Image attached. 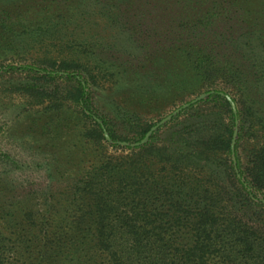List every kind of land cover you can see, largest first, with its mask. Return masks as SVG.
<instances>
[{"label": "trees", "instance_id": "trees-1", "mask_svg": "<svg viewBox=\"0 0 264 264\" xmlns=\"http://www.w3.org/2000/svg\"><path fill=\"white\" fill-rule=\"evenodd\" d=\"M120 1L131 10L133 0ZM47 2L2 9L1 29L14 34V44L31 47L30 53L38 48L53 54L60 42L68 56H45L43 63L37 57L25 65L28 73L19 82L0 91L16 94L21 111L46 102L76 105L90 124L86 138L121 151L66 186L71 221L65 226L55 218L52 187L27 190V181L0 165V264H20L35 250L38 264L45 257L67 264H264V146L250 150L243 167L238 162L237 175L234 124L208 109L173 116L147 139L153 123L127 119L128 133L114 129L109 115L93 113L77 78L86 73L97 81L79 58L87 53L94 15L85 4L66 15L65 1ZM5 103L0 108L18 107ZM120 116L123 122L130 118Z\"/></svg>", "mask_w": 264, "mask_h": 264}, {"label": "rangeland", "instance_id": "rangeland-1", "mask_svg": "<svg viewBox=\"0 0 264 264\" xmlns=\"http://www.w3.org/2000/svg\"><path fill=\"white\" fill-rule=\"evenodd\" d=\"M41 1L0 0V89L19 82L28 73L25 65L37 57L43 63L45 56H68L60 42L56 43L62 47L52 48L53 54L37 47L30 53L31 47L14 44V34L1 29L2 9L13 12ZM58 1H65L66 15L80 4L94 15L87 53L79 58L89 63L97 81L86 73L77 75L92 99L93 113L109 115L111 126L123 133L131 126L127 119L153 123L145 139L171 117L189 110L218 113L224 123L234 124L231 158L237 175H242L238 162L243 167L247 153L264 146V0H133L128 12L127 2L118 0ZM6 37L12 46L4 44L9 42ZM3 92L0 104L7 101L18 107L0 108V165L8 175L27 181V190L52 187L55 218L65 226L71 221L66 186L116 149L86 138L90 124L78 106L46 102L21 111L20 98ZM120 113L130 118L123 122ZM3 153L9 158H2ZM30 201L29 207H34V199ZM35 251L20 264H38ZM39 264L67 263L45 257Z\"/></svg>", "mask_w": 264, "mask_h": 264}]
</instances>
